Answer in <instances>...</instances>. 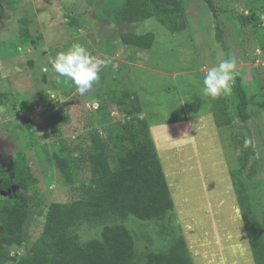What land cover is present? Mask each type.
<instances>
[{
	"label": "rangeland",
	"instance_id": "374dc122",
	"mask_svg": "<svg viewBox=\"0 0 264 264\" xmlns=\"http://www.w3.org/2000/svg\"><path fill=\"white\" fill-rule=\"evenodd\" d=\"M122 1H0V180L23 173V166L31 177L24 191L0 192V203L25 199L28 207L25 244L9 251L16 259L27 254L42 233L49 203L84 198L95 170L86 134L105 143L108 165L115 169L139 141L124 135L147 121L174 211L150 221L82 218L69 234L84 247L101 241L107 227L125 228L134 242L126 264H147L150 253H167L180 236L189 264H253L241 210L254 217L264 242V0H213V12L202 0H175L185 22L177 33L155 18L126 22L119 15ZM22 15L35 19L32 33H38L25 52L12 46L19 41L16 19ZM237 15H253L256 24L239 25ZM123 33H151L152 47H125ZM75 43L101 62L99 79L84 95L67 77L58 79L51 64ZM230 56L248 119L236 116L233 89L226 95L231 124L218 128L203 78ZM246 138L252 141L247 147ZM57 158L68 163L70 183ZM3 235L0 226V242Z\"/></svg>",
	"mask_w": 264,
	"mask_h": 264
},
{
	"label": "trees",
	"instance_id": "16d2710c",
	"mask_svg": "<svg viewBox=\"0 0 264 264\" xmlns=\"http://www.w3.org/2000/svg\"><path fill=\"white\" fill-rule=\"evenodd\" d=\"M5 1V0H0ZM213 12V0H202ZM118 10V9H117ZM119 12V11H118ZM119 15L128 22L144 21L155 18L157 23L170 33H177L185 28L184 15L175 0H123ZM239 25L248 22L256 24L253 15H237ZM23 21L19 27V40L30 41ZM121 43L125 47L140 52H147L152 47L154 37L151 33L136 35L123 33ZM238 80V79H237ZM236 116L241 122L248 119L247 100L240 85H234ZM211 111L216 127L222 128L231 124L226 95L209 96ZM92 147L93 181L85 192L83 199L69 204L51 202L45 208L44 223L41 235L34 241L26 255L15 258L9 248L22 247L25 244L23 225L26 221L28 207L25 199H14L0 203V226L4 229L0 242V264H126L132 258L134 242L125 228L107 227L102 232V240H92L81 247L69 234L82 218L109 216L115 220H124L133 216L141 221L160 220L174 211V204L163 174L160 160L150 135L149 124L141 125L131 135L124 138L137 139V145L128 149L117 160L115 169L107 162L105 143L97 136L85 135ZM131 136V137H130ZM147 136V137H146ZM140 138H146L142 142ZM55 165L65 183H70L66 173L68 163L57 158ZM15 171L12 178L4 175L0 180V192L12 187L24 191L31 184L27 166L21 173ZM35 181H33L34 183ZM35 198V197H33ZM35 202V201H34ZM241 220L248 235L253 264H264V242L260 239L259 225L253 216L241 210ZM184 239L180 236L167 253H150L147 264H189Z\"/></svg>",
	"mask_w": 264,
	"mask_h": 264
},
{
	"label": "clouds",
	"instance_id": "9594fccd",
	"mask_svg": "<svg viewBox=\"0 0 264 264\" xmlns=\"http://www.w3.org/2000/svg\"><path fill=\"white\" fill-rule=\"evenodd\" d=\"M51 64L58 79H70L80 95L90 91L93 83L99 79L101 62L80 43H75L66 51L56 54ZM236 69L235 57L221 60L218 66L210 68L204 76L203 92L212 97L230 94L235 83ZM251 143L249 138L244 141L245 147Z\"/></svg>",
	"mask_w": 264,
	"mask_h": 264
},
{
	"label": "crops",
	"instance_id": "0c3cea01",
	"mask_svg": "<svg viewBox=\"0 0 264 264\" xmlns=\"http://www.w3.org/2000/svg\"><path fill=\"white\" fill-rule=\"evenodd\" d=\"M29 1H31V0H18V2L17 3H19V4H21V6L22 5H25L26 4V2H29ZM36 18H38V17H36ZM33 19L34 18H30V17H25V15H22V17L21 18H19V19H16V24H17V27L19 28V27H23V21H25L26 22V25H25V27H26V29H27V32H28V34H29V38H30V41H32L30 44L33 46V43H34V36H37V31H35V35L33 36V33H32V26H33ZM35 20V19H34ZM69 30H70V28H69ZM34 31V30H33ZM42 39H40V40H38L37 42H39V41H41ZM36 42V44H38ZM13 46V48H14V50L15 51H24L25 52V50H27V48H31V46L29 45H26V43H22L20 40L17 42V44H13L12 45ZM165 180H166V176H165ZM167 182V181H166ZM168 183V182H167ZM168 185V188H169V191H170V194H171V186H169V184H167ZM174 186V185H173ZM171 198H172V196H171ZM174 207H175V205H174ZM176 210V209H175Z\"/></svg>",
	"mask_w": 264,
	"mask_h": 264
}]
</instances>
